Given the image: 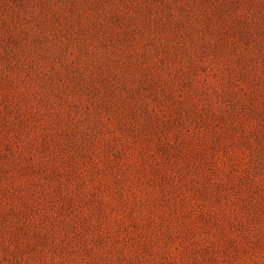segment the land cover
Returning a JSON list of instances; mask_svg holds the SVG:
<instances>
[{
	"label": "rangeland",
	"instance_id": "374dc122",
	"mask_svg": "<svg viewBox=\"0 0 264 264\" xmlns=\"http://www.w3.org/2000/svg\"><path fill=\"white\" fill-rule=\"evenodd\" d=\"M0 264H264V0H0Z\"/></svg>",
	"mask_w": 264,
	"mask_h": 264
}]
</instances>
